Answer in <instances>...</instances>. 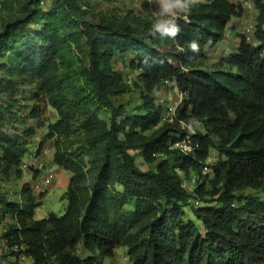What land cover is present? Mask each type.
Wrapping results in <instances>:
<instances>
[{"label": "trees", "instance_id": "trees-1", "mask_svg": "<svg viewBox=\"0 0 264 264\" xmlns=\"http://www.w3.org/2000/svg\"><path fill=\"white\" fill-rule=\"evenodd\" d=\"M117 1L54 0L48 10L43 0L3 3L12 15L0 29V59L36 90L25 119L11 95L0 107V175H23L29 142L8 133L15 120L28 137L48 125L37 155L53 140L52 162L71 173L63 213L36 218L41 201L28 182L19 199L0 196V225L11 219L0 236L8 255L102 264L125 246L130 264H264V197L245 193L264 192V0H254L258 44L238 34L228 67L217 69L204 66L207 48L243 15L241 3L196 1L173 39L150 36L155 21L122 15ZM124 58L137 71L132 83L116 67ZM133 87L138 106L115 103ZM165 88L182 96L171 119L158 101ZM186 138L189 153L174 146Z\"/></svg>", "mask_w": 264, "mask_h": 264}, {"label": "rangeland", "instance_id": "rangeland-1", "mask_svg": "<svg viewBox=\"0 0 264 264\" xmlns=\"http://www.w3.org/2000/svg\"><path fill=\"white\" fill-rule=\"evenodd\" d=\"M5 0H0V29L2 28V23L4 20L9 18L12 13H10L8 10L3 8V3ZM196 1H205V0H196ZM246 1H252L253 0H230L232 3H241L244 8L243 15L241 17H235L232 21L230 27L226 28L225 32V39L223 42H227V38L229 41L227 44L224 43L220 44V46H209L207 48V59L204 62V66L207 69H217V68H224L228 67V64L226 62L228 55L236 51V48L238 47V44L240 42V37L238 34H245V27L253 24H256V17L258 14V10H246L244 6V2ZM54 0H43L42 7L44 10H48ZM94 7L97 9H106L107 4L106 3H97L96 1H92ZM116 8L119 9L120 13L122 15H125V13L128 12V10H133L135 13L142 15L144 17H147L149 19H153L155 21V17L152 15L154 11L158 9V0H153L152 2H147L146 0H118L115 5ZM40 26V25H39ZM248 41L252 44H258V41L255 37V29L254 31H250L247 33ZM3 59H0V107L6 106L7 102L10 101V95L13 96L18 106L15 107V112H18L19 116L20 113L18 110L25 111L23 119H25L26 114L29 112L30 108L34 105V97L33 92L36 90L35 84L31 83L30 81L18 78L12 75L8 69L4 66ZM129 58H124L123 60H119L116 62V67L124 73V77L128 82H134L137 78V71L131 69L129 66ZM181 94L176 89H169L165 88L161 90L158 93V101L163 105V107L169 108L170 106L174 108H178L181 104ZM116 104L123 103L127 109L135 108L140 104V93L133 87V90L124 96H122L118 101H115ZM174 115V113H172ZM168 115V114H167ZM169 115V117L173 116ZM49 123H53L57 120L58 115L57 111L50 107L49 108ZM103 117L108 118L107 113L102 114ZM170 117V119H171ZM20 121H9V124L7 126V131L10 134L18 135L20 134L24 141H28V152L26 153L23 162L26 160V158L29 157L30 153L34 152L37 155V150L39 148L40 142L44 138V134L48 130V125L40 128L36 134H34L32 137H28L24 134V127L25 125L19 124ZM196 128L201 129V126L198 124L196 125ZM46 150L47 152H45ZM54 152V141L48 140L45 142V144L42 147V150L40 154L46 153V158L44 159H38L39 161L43 162L46 166L50 164V154ZM212 157L216 158V152H212ZM38 156V155H37ZM140 166L143 169H147V166L142 164V162L139 161ZM22 168V166H21ZM23 170V169H22ZM27 172L23 171V175L21 178H14L11 179H5L2 175H0V196L6 197L10 200H17L19 199V193L21 186L27 181V174L32 175V177L36 178L39 171L35 168V166L32 164L30 165L29 169L26 170ZM70 174V171H67ZM70 177L67 178L66 176L61 178L58 181V187L60 189H66L68 186H66V183L70 181ZM195 182H186V186L189 190H192L195 187ZM61 190H53L50 191L49 195L47 196L44 203L42 202V199L46 197L47 191L42 193L40 195L39 200L41 201V205L43 203L42 208L44 210H50L57 213H63L66 208V200L62 199ZM245 193H255L257 195H260L264 197V192L260 190H253L249 189ZM191 217V214L189 215ZM11 219L10 217H7V220L5 223L9 222ZM5 223L0 225V233L2 232V229L5 230ZM1 236V234H0ZM2 237H0L1 239ZM4 248V246L2 245ZM82 255H84V251L80 252ZM8 251L4 253L5 257H9ZM11 263L12 260H9ZM102 264H130V260L127 255V248L125 246L118 247L115 250L114 256L106 258Z\"/></svg>", "mask_w": 264, "mask_h": 264}, {"label": "clouds", "instance_id": "clouds-1", "mask_svg": "<svg viewBox=\"0 0 264 264\" xmlns=\"http://www.w3.org/2000/svg\"><path fill=\"white\" fill-rule=\"evenodd\" d=\"M196 0H158V9L152 13L155 22L152 24L149 35L161 38H175L180 32L178 19L182 18L189 23V15ZM189 49L193 53L200 51V45L196 40L189 43Z\"/></svg>", "mask_w": 264, "mask_h": 264}, {"label": "crops", "instance_id": "crops-1", "mask_svg": "<svg viewBox=\"0 0 264 264\" xmlns=\"http://www.w3.org/2000/svg\"><path fill=\"white\" fill-rule=\"evenodd\" d=\"M234 20V18L229 22L228 26L227 27H230L232 26L231 23L232 21ZM225 39V37L223 38L222 41H220L219 43L215 44L214 46H220V44H227V42L229 41V39L227 38V42H223ZM45 152H47L46 150H44ZM46 158V153L45 154H40L38 155L37 159H44ZM50 158V164L47 165V170H51L54 172L55 174V177L52 181V183L48 186H43V177L46 175V172L47 170H43V171H39L38 175L36 178L32 177V175H29L27 174V181L26 182H32V183H35V184H38L40 185L41 187L44 188V191H41L39 189H34V192L37 196L40 197V195H42V193L46 192L47 191V194H46V197L44 199H42V202L44 203V201L46 200L47 196L49 195L50 191H53V190H61L62 192L61 195L64 194V192L66 191V189H60L58 187V181L63 178V177H67L69 178L70 177V174L67 172V170L65 169H62L60 167H58L56 164H54L52 162V158H53V152L50 154L49 156ZM68 181L66 183V186H68ZM43 203H42V206H43ZM39 207L36 211V218H45L47 217L48 213L50 212V210H44L43 208ZM4 231V228L2 229V232ZM2 232L0 234H2ZM2 245L4 246V248L2 247ZM6 248H5V245H4V241L2 240V238L0 239V264H32V259L31 258H27L26 260H21V259H17L13 256H9V257H5L4 256V253H6ZM9 260H12L13 262L11 263Z\"/></svg>", "mask_w": 264, "mask_h": 264}, {"label": "built area", "instance_id": "built-area-1", "mask_svg": "<svg viewBox=\"0 0 264 264\" xmlns=\"http://www.w3.org/2000/svg\"><path fill=\"white\" fill-rule=\"evenodd\" d=\"M146 1L150 3L153 0H146ZM244 6H245V9L246 10H250V11L257 9L256 6H255L254 0H253V2L252 1H246V2H244ZM254 29L256 30V24L255 25L250 24V25L246 26L245 27V34L244 35L247 36V33L250 32V31H254ZM175 110H176V108L170 106L169 108H167L166 116L173 115L172 113H174ZM174 146L176 148H179L180 150H182L184 153H189V152H192L193 151L192 141L189 138H186L184 140H181V141L177 142ZM212 156L213 155L211 153V155L207 159V165L204 167V173L209 172L210 169H211L210 168L211 164H213L215 162V159L216 158H214ZM37 157L38 156L34 152H32V153H30L29 157L26 158V160L21 163V166H22V169H23L24 172H27L26 170L29 169L30 165H32V164L35 166V168L38 171L47 170V166L43 162L39 161L37 159ZM54 177H55L54 172L51 171V170H47L46 175L43 177V186L50 185L52 183ZM194 181H195V179L193 178L192 179V182H194ZM29 183L32 186L33 190L34 189H39L40 192L41 191H44V188L41 187L40 185L35 184V183H32V182H29ZM196 203H198V202L196 201ZM27 258H29V257H27L25 255H21L19 257V259H21L23 261L26 260Z\"/></svg>", "mask_w": 264, "mask_h": 264}]
</instances>
